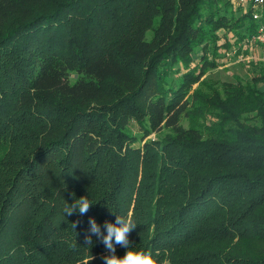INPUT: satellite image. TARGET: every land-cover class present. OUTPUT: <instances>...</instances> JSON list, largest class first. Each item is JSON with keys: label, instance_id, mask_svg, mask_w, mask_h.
Segmentation results:
<instances>
[{"label": "trees", "instance_id": "trees-1", "mask_svg": "<svg viewBox=\"0 0 264 264\" xmlns=\"http://www.w3.org/2000/svg\"><path fill=\"white\" fill-rule=\"evenodd\" d=\"M233 7L0 0V264H105L89 220L116 215L158 264H264V67L193 90L255 32Z\"/></svg>", "mask_w": 264, "mask_h": 264}, {"label": "rangeland", "instance_id": "rangeland-1", "mask_svg": "<svg viewBox=\"0 0 264 264\" xmlns=\"http://www.w3.org/2000/svg\"><path fill=\"white\" fill-rule=\"evenodd\" d=\"M234 16H239L241 13L240 8H232ZM228 37L231 38V33H228ZM235 39V38H234ZM233 39V41H234ZM231 41V47L234 45ZM236 48V46H233ZM230 48V47H229ZM221 49L216 56V64L213 68L207 70V72L201 77V79L194 84L193 90L199 93L211 95L218 92L222 83H233L236 79L241 81L243 84H249L251 78L255 75L262 73L264 67V48L259 47L255 49L241 50L235 56L228 57L226 53L230 49ZM237 81V80H236ZM258 89L264 91V85L258 84ZM216 118L214 112L206 110L203 116L194 117L192 122L189 120L184 121V125L191 123L198 127H204L215 122ZM139 138V135L137 136ZM155 134L148 135L145 140L153 139Z\"/></svg>", "mask_w": 264, "mask_h": 264}, {"label": "clouds", "instance_id": "clouds-1", "mask_svg": "<svg viewBox=\"0 0 264 264\" xmlns=\"http://www.w3.org/2000/svg\"><path fill=\"white\" fill-rule=\"evenodd\" d=\"M91 204L92 203L88 200L87 196H82L70 204V207L66 206L64 213H67L69 216L74 212L84 215L88 212ZM89 223L91 225L90 232L102 239L106 250L110 253V255L102 257V259L105 261V264H158L152 252L134 251L130 249V243L128 239L129 233L137 226V224L133 223L131 219L116 215L115 224L106 221V235L101 232L100 226L97 224L94 218H90ZM73 226L76 227V224H73ZM87 239L88 243L92 242L91 236H89ZM116 245H120L128 249L122 257H119L115 254Z\"/></svg>", "mask_w": 264, "mask_h": 264}, {"label": "built area", "instance_id": "built-area-1", "mask_svg": "<svg viewBox=\"0 0 264 264\" xmlns=\"http://www.w3.org/2000/svg\"><path fill=\"white\" fill-rule=\"evenodd\" d=\"M232 3L235 8H240L243 13H248L252 20L257 23L253 35L239 45L242 51L246 48L250 51L259 47L264 48V0H232ZM236 54L235 48L226 53L228 57Z\"/></svg>", "mask_w": 264, "mask_h": 264}]
</instances>
